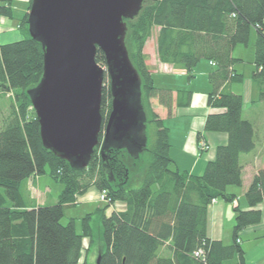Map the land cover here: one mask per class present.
Listing matches in <instances>:
<instances>
[{
	"label": "trees",
	"instance_id": "trees-1",
	"mask_svg": "<svg viewBox=\"0 0 264 264\" xmlns=\"http://www.w3.org/2000/svg\"><path fill=\"white\" fill-rule=\"evenodd\" d=\"M12 2L0 0V16L12 17ZM27 16L28 11L19 21L25 35L0 44V87L8 96L14 94L0 129V264H79L82 252V264H87L86 255L95 246L100 264H245L240 232L261 220L264 167L244 191L248 208L233 207L229 243L210 238L206 221L213 198L235 201L227 187L242 184L239 156L255 147L253 124L242 117V96L227 87L237 76L233 65L239 59L232 52L248 43L253 28L252 76L264 99V0H145L137 16L124 19L129 57L141 78L147 118L140 133L146 134V146L137 162L128 160L115 142L97 144L83 167L72 166L42 143L27 90L40 80L43 53L40 42L29 36ZM153 31L159 62L184 69L188 77L201 59L214 66L206 103L217 110L206 115L203 129L225 132L227 141L217 146L201 174L172 168L168 129L149 101L156 98L168 111L174 101L173 90L157 86L146 63L144 46ZM95 59L105 63L99 48ZM190 96V90L177 89L176 106H187ZM110 101L109 83L103 84L102 128ZM43 173L62 184L57 200L27 207L22 186ZM90 185L105 189L109 200L86 213L77 232L73 217L65 224L60 220ZM116 202L119 209L111 207ZM166 243L171 255L160 253Z\"/></svg>",
	"mask_w": 264,
	"mask_h": 264
},
{
	"label": "water",
	"instance_id": "water-1",
	"mask_svg": "<svg viewBox=\"0 0 264 264\" xmlns=\"http://www.w3.org/2000/svg\"><path fill=\"white\" fill-rule=\"evenodd\" d=\"M145 0H31L29 36L40 42L43 69L27 90L43 145L72 166H86L97 144L117 143L141 161L146 121L141 78L126 46V22ZM102 50L105 67L96 59ZM109 78L110 110L102 128V86ZM102 131V139L98 135ZM132 170V168H131ZM95 264H100L97 252Z\"/></svg>",
	"mask_w": 264,
	"mask_h": 264
},
{
	"label": "crops",
	"instance_id": "crops-1",
	"mask_svg": "<svg viewBox=\"0 0 264 264\" xmlns=\"http://www.w3.org/2000/svg\"><path fill=\"white\" fill-rule=\"evenodd\" d=\"M14 1L11 4L12 17L0 16V22H3V26L0 28V44L21 39L25 35L23 29L19 27V21L24 13L28 11L29 0H20L24 2V11L20 17H14L13 15ZM254 40L255 35L253 36ZM250 41L249 37V43H251ZM153 46V54L155 55V59H157L155 34ZM252 47L246 60L240 48H237V45L235 46L232 55L239 59L233 65L234 73L237 76L229 82L227 87L230 91L239 93L242 96V117L253 124L255 134L254 149L239 156L242 165L240 191L234 185L227 187L228 192L236 195L233 202L243 209L248 208L244 198V191L252 176L258 169L264 167V99L259 98V87L252 76L255 71L254 42ZM159 63V65H168L169 67L164 70L150 69L154 82L159 87L171 88L173 90L174 101L170 111L156 100L153 109L168 129L169 155L172 159L171 166L187 174H201L207 162L215 157L217 146L225 144L227 141V134L225 132H207L203 129L206 115L210 111L217 110L211 109L206 103L207 95L212 89L208 80V74L214 66L209 61L201 59L192 70V76L188 77L186 71L182 68H174L169 63ZM160 68L162 67L160 66ZM180 88L191 91L189 104L184 107H179L175 104L176 90ZM200 140L206 142L207 148L201 149L199 147ZM45 175L44 173L40 175L34 174L26 179L23 184L22 193L27 207H36L37 205L56 202L58 194L62 189V184L60 182L57 183L48 174V177ZM53 187L56 190L55 197H51ZM76 200L84 204L97 203L95 209L104 204H98L100 202L98 200V189L94 185H90L83 194L76 195ZM259 207L262 211L260 222L248 225L240 232V243L244 250L245 264H264V204H260ZM108 209L110 208H107L106 212H109ZM234 216V208L231 210L230 205L219 202V199L210 204L207 208L206 221L208 236L213 239H221L224 243H229L231 238L229 236L228 239L227 230L232 235ZM73 218L75 220V217ZM225 222L227 224L226 227ZM86 241L87 239H85ZM160 253L164 255L172 254L171 250L167 247V243L160 248Z\"/></svg>",
	"mask_w": 264,
	"mask_h": 264
},
{
	"label": "rangeland",
	"instance_id": "rangeland-1",
	"mask_svg": "<svg viewBox=\"0 0 264 264\" xmlns=\"http://www.w3.org/2000/svg\"><path fill=\"white\" fill-rule=\"evenodd\" d=\"M23 5H24V2H22L20 0L14 1V3H13V6H14V9H13L14 14L13 15H14V17H18V16L20 17L23 14V11H24ZM2 24H3V22H0V28L3 26ZM154 33L155 32L153 31V36L151 37V39L148 40V42L146 43V46H145L144 53L146 54V57H147L146 63L149 65L150 69H156V70L168 69V67H169L168 65H159L160 63L157 61V59H155V55L153 54L154 53V46H153V44H154ZM254 35H255V31L253 28H251V31H250V40H251L250 42L251 43H249V41H248V43L246 45H244V44H238L237 45V48H240L241 52L245 55L246 60L249 57L251 48H253L252 45L254 42L253 41ZM250 44H251V46H250ZM99 64L102 65L103 67H105V63L101 62ZM160 66L162 68H160ZM102 83L104 84L105 87H107V85L109 83V78L106 74L104 75V79H103ZM156 83H157V81H156ZM13 95L14 94L10 93L8 96L7 93L2 91V89L0 87V129L3 127V125L7 121V113H9V111H10L11 97ZM155 100H156V98H152V97L149 99L152 106H155ZM44 174H46L45 176L48 177L47 173H44ZM56 182L59 183L58 181H56ZM235 188H237V190L240 191V189H239L240 186L239 187L235 186ZM99 191L100 190H98V200L100 202L98 204H103L104 201L100 199ZM55 195H56V190L53 187L51 197H55ZM219 202H224L225 204L230 205L231 210L233 209V206L235 204H237L235 202H228V201H224V200H219ZM117 203L118 202H116L115 205H112L111 207L119 209L120 206ZM96 205H97V203L96 204H84V203H81L80 201L77 202V200L75 198L74 203L71 206L66 207V209L64 210V215L62 216L60 221H61V223L65 224V223H67V221L71 217H75V229L77 232H79L80 227H81V218L86 213H88L90 211H95ZM110 209H108V210L110 211ZM226 225L227 224L225 222V227H226ZM229 236L231 238V232H229L227 230L228 239H229ZM241 238H243V237H241ZM243 239H242V241H243ZM97 252H98V249L96 248V246L89 250L88 255H87V264H95ZM83 257H84V252H82V254H81L79 264H82Z\"/></svg>",
	"mask_w": 264,
	"mask_h": 264
},
{
	"label": "built area",
	"instance_id": "built-area-1",
	"mask_svg": "<svg viewBox=\"0 0 264 264\" xmlns=\"http://www.w3.org/2000/svg\"><path fill=\"white\" fill-rule=\"evenodd\" d=\"M199 147L201 148V149H203V148H207V144H206V142L204 141V140H200V142H199ZM99 195H100V199L101 200H103V201H105V202H108V198H107V194H106V190L105 189H102V190H100L99 191ZM216 201V199H212L211 200V204L212 203H214Z\"/></svg>",
	"mask_w": 264,
	"mask_h": 264
}]
</instances>
